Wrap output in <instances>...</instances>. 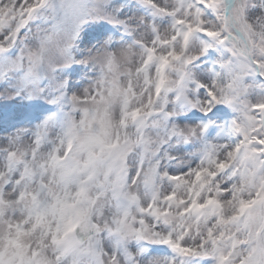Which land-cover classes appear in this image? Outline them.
Instances as JSON below:
<instances>
[{
	"label": "snow or ice",
	"instance_id": "6c2138e0",
	"mask_svg": "<svg viewBox=\"0 0 264 264\" xmlns=\"http://www.w3.org/2000/svg\"><path fill=\"white\" fill-rule=\"evenodd\" d=\"M0 264H264V0H0Z\"/></svg>",
	"mask_w": 264,
	"mask_h": 264
}]
</instances>
